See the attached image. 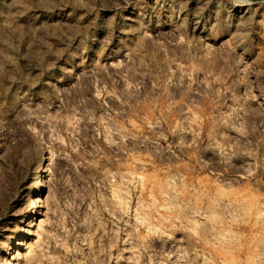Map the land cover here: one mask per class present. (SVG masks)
<instances>
[{"label": "rangeland", "instance_id": "rangeland-1", "mask_svg": "<svg viewBox=\"0 0 264 264\" xmlns=\"http://www.w3.org/2000/svg\"><path fill=\"white\" fill-rule=\"evenodd\" d=\"M0 264H264V0H0Z\"/></svg>", "mask_w": 264, "mask_h": 264}, {"label": "bare ground", "instance_id": "bare-ground-1", "mask_svg": "<svg viewBox=\"0 0 264 264\" xmlns=\"http://www.w3.org/2000/svg\"><path fill=\"white\" fill-rule=\"evenodd\" d=\"M118 193V192H117ZM120 193V192H119ZM192 207V206H191ZM198 209V208H197ZM192 210V209H191ZM193 211V210H192Z\"/></svg>", "mask_w": 264, "mask_h": 264}]
</instances>
